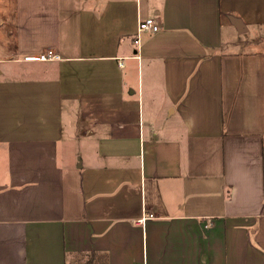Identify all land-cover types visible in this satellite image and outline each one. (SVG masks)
Wrapping results in <instances>:
<instances>
[{
  "label": "crops",
  "instance_id": "obj_1",
  "mask_svg": "<svg viewBox=\"0 0 264 264\" xmlns=\"http://www.w3.org/2000/svg\"><path fill=\"white\" fill-rule=\"evenodd\" d=\"M13 36L0 264H264V0H15Z\"/></svg>",
  "mask_w": 264,
  "mask_h": 264
},
{
  "label": "rangeland",
  "instance_id": "obj_2",
  "mask_svg": "<svg viewBox=\"0 0 264 264\" xmlns=\"http://www.w3.org/2000/svg\"><path fill=\"white\" fill-rule=\"evenodd\" d=\"M14 22L15 0H0V53L9 52L13 49ZM257 38V32L251 30L249 32L237 33L234 42L237 45H242L246 41H252L251 43H254ZM80 264H82L81 261Z\"/></svg>",
  "mask_w": 264,
  "mask_h": 264
},
{
  "label": "built area",
  "instance_id": "obj_3",
  "mask_svg": "<svg viewBox=\"0 0 264 264\" xmlns=\"http://www.w3.org/2000/svg\"><path fill=\"white\" fill-rule=\"evenodd\" d=\"M158 24L156 23L155 19L151 16L148 17H143L139 18L137 22V28H136V33L135 37L133 39V42L135 44H138V38L139 35L142 32H155L158 30ZM25 60H30V61H48V60H57L59 59V55L55 53L52 49H45L43 51H40L36 54H30L26 55L24 57ZM118 67H122V62L118 61ZM153 213L150 212H145L144 215L141 217L139 221L144 220L145 218H152Z\"/></svg>",
  "mask_w": 264,
  "mask_h": 264
},
{
  "label": "water",
  "instance_id": "obj_4",
  "mask_svg": "<svg viewBox=\"0 0 264 264\" xmlns=\"http://www.w3.org/2000/svg\"><path fill=\"white\" fill-rule=\"evenodd\" d=\"M231 22L235 25V27L237 28L238 23H240L239 19L236 18H231ZM239 30V29H238Z\"/></svg>",
  "mask_w": 264,
  "mask_h": 264
},
{
  "label": "trees",
  "instance_id": "obj_5",
  "mask_svg": "<svg viewBox=\"0 0 264 264\" xmlns=\"http://www.w3.org/2000/svg\"><path fill=\"white\" fill-rule=\"evenodd\" d=\"M263 150H264V144H263Z\"/></svg>",
  "mask_w": 264,
  "mask_h": 264
}]
</instances>
